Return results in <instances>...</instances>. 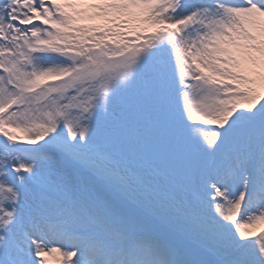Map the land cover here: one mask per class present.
Wrapping results in <instances>:
<instances>
[{"label": "snow or ice", "instance_id": "1", "mask_svg": "<svg viewBox=\"0 0 264 264\" xmlns=\"http://www.w3.org/2000/svg\"><path fill=\"white\" fill-rule=\"evenodd\" d=\"M0 264H264V0H0Z\"/></svg>", "mask_w": 264, "mask_h": 264}]
</instances>
